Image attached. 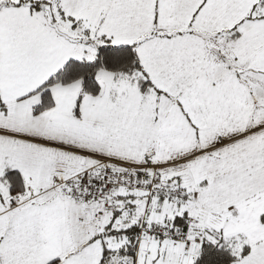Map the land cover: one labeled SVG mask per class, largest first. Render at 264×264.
Instances as JSON below:
<instances>
[{
    "label": "snow or ice",
    "instance_id": "6c2138e0",
    "mask_svg": "<svg viewBox=\"0 0 264 264\" xmlns=\"http://www.w3.org/2000/svg\"><path fill=\"white\" fill-rule=\"evenodd\" d=\"M0 264H264V0H0Z\"/></svg>",
    "mask_w": 264,
    "mask_h": 264
}]
</instances>
